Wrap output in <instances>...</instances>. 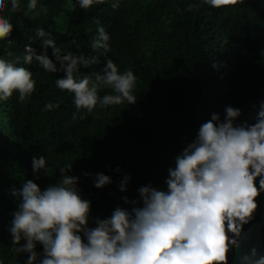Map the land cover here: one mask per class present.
Segmentation results:
<instances>
[{"label": "trees", "instance_id": "1", "mask_svg": "<svg viewBox=\"0 0 264 264\" xmlns=\"http://www.w3.org/2000/svg\"><path fill=\"white\" fill-rule=\"evenodd\" d=\"M27 3L20 0V11L13 12L6 0L3 15L13 25L12 43L0 41V58L27 68L36 81L26 101L18 102L14 92L0 102L3 264L27 260V254L12 250L7 230L18 203L12 191H18L27 179L43 189L59 178V166L72 162L69 175L79 177L80 195L91 202L88 226L95 227L94 218L109 217L117 205L128 207L122 197L138 200L140 186L151 183L166 190L167 169L175 166L174 158L212 113L223 119L224 108L230 105L241 110L236 124L252 125L264 104V0H243L221 8L202 0H121L116 9L99 4L88 10L76 6L75 0H37L31 11ZM188 4L194 5L190 11L185 10ZM98 26L110 37L107 56L120 72L130 68L136 75L137 102L97 106L88 115L85 110L76 111L73 94L56 87L55 80L63 78V72H45L35 61L23 63L24 45L31 37L36 54L44 51L35 39L34 30L40 27L64 51L87 56ZM46 51L54 61L51 49ZM103 59L99 65L81 68V74L100 71ZM106 93L111 89H100L98 96ZM49 102H59L60 107L43 111ZM34 155L45 156L48 168L41 171L39 180L32 172ZM97 173L109 176L112 183L96 189L93 177ZM124 175L131 179L122 193L119 184ZM258 181L259 177L254 184L259 191ZM255 202L254 218L242 227L238 247L226 254L228 264H245L243 257L250 256L253 248L257 258L264 256V193ZM35 250L42 252V247Z\"/></svg>", "mask_w": 264, "mask_h": 264}, {"label": "clouds", "instance_id": "2", "mask_svg": "<svg viewBox=\"0 0 264 264\" xmlns=\"http://www.w3.org/2000/svg\"><path fill=\"white\" fill-rule=\"evenodd\" d=\"M7 2L11 11H20V0ZM238 2L243 0H202L212 8ZM120 3L121 0H75L82 10L99 4L116 9ZM5 4L6 0H0V41L11 44L13 25L3 15ZM36 7L37 0H28L29 11ZM193 7L188 4L185 10ZM96 31L90 43L92 52L85 56L64 51L50 32L37 27L35 39L41 41L44 51L37 55L29 37L23 55L25 65L35 61L45 72H63V78L55 80L56 87L73 94L76 111L85 110L88 115L97 106L103 109L137 102L136 75L130 68L118 70L107 56L108 33L103 26ZM47 49H51L55 62L49 59ZM6 54L12 55L7 50ZM101 57L100 71L81 74V68L99 65ZM32 76L27 68L0 58V102L9 100L14 92L18 93V102L29 99L36 85ZM102 88L111 89V93L98 96ZM59 107V102H49L43 111ZM240 116L241 110L230 105L224 108L223 119L219 113H212L174 158L175 166L167 169L163 182L166 190L151 183L140 186L138 200L122 197L128 207L117 205L109 217L94 218L95 227L88 226L91 202L80 195L79 177L69 175L72 162L59 166V178L43 189L33 179H27L18 191H12L18 199L7 229L12 250L27 254L25 264H228L226 254L230 248L238 247L242 227L254 218L255 198L264 193V104L254 124H236ZM72 119H76L75 113ZM3 123L0 120V126ZM31 167L34 178L39 180L41 171H48L45 156L34 155ZM257 177L259 191L254 184ZM130 179L128 175L122 177L120 192L127 191ZM111 183L103 173L93 177V186L98 190ZM38 245L42 252L35 250ZM243 260L245 264H264V256L257 258L255 248Z\"/></svg>", "mask_w": 264, "mask_h": 264}, {"label": "rangeland", "instance_id": "3", "mask_svg": "<svg viewBox=\"0 0 264 264\" xmlns=\"http://www.w3.org/2000/svg\"><path fill=\"white\" fill-rule=\"evenodd\" d=\"M1 131H2V130H1ZM1 138H2V137L0 136V139H1ZM3 138H4V137H3ZM3 138H2V139H3Z\"/></svg>", "mask_w": 264, "mask_h": 264}]
</instances>
